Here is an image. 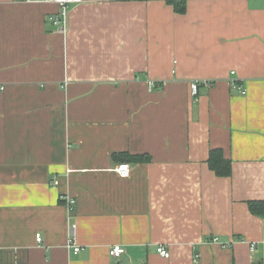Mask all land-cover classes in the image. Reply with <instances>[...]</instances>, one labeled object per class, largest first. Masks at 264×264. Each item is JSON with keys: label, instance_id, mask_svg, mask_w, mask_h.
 I'll use <instances>...</instances> for the list:
<instances>
[{"label": "crops", "instance_id": "1", "mask_svg": "<svg viewBox=\"0 0 264 264\" xmlns=\"http://www.w3.org/2000/svg\"><path fill=\"white\" fill-rule=\"evenodd\" d=\"M58 10L0 0V264H264V0Z\"/></svg>", "mask_w": 264, "mask_h": 264}, {"label": "built area", "instance_id": "2", "mask_svg": "<svg viewBox=\"0 0 264 264\" xmlns=\"http://www.w3.org/2000/svg\"><path fill=\"white\" fill-rule=\"evenodd\" d=\"M29 1H37V0H29ZM48 1L56 2L59 6V10L56 13H52L51 15H49L48 19L50 21H52V23L56 26V28L58 30L64 31L66 28L69 7L72 4L80 3V2H83L84 0H48ZM204 83L208 85L209 81H207V80H194V81H192L191 82L192 93L194 95H196L198 93L199 86L201 84H204ZM150 84L154 85L153 82ZM233 84L235 87H237L239 89V91L242 94L246 93V90L243 88V86L238 84L236 80L233 81ZM130 168L131 167H130L129 163L121 162V163H118L114 169L119 173L120 176L128 177L130 175ZM68 202L70 205V210H73L75 207V203H76L75 199L69 198ZM36 240L38 242L42 241L41 233H37ZM212 241L218 242V238L217 237L213 238ZM226 245H227V243H222V246H226ZM255 246H256L255 243L251 244L252 249H254ZM73 249H74V252L77 253V252H79L80 247L78 245H74ZM157 251H158V253H160L164 257H170L171 253L165 245L158 246ZM109 252H110L111 256L119 258L125 253V248L121 244H115V245H112V247H110Z\"/></svg>", "mask_w": 264, "mask_h": 264}, {"label": "trees", "instance_id": "3", "mask_svg": "<svg viewBox=\"0 0 264 264\" xmlns=\"http://www.w3.org/2000/svg\"><path fill=\"white\" fill-rule=\"evenodd\" d=\"M172 5L176 12L184 13L187 10V0H166ZM118 156V155H117ZM115 156V157H117ZM139 160L148 161L150 155L137 156ZM122 161H125L122 159ZM209 166L219 176H229L232 172L231 160L224 157L218 149H213L208 158ZM250 211L255 215L264 216V200H251L248 202Z\"/></svg>", "mask_w": 264, "mask_h": 264}]
</instances>
